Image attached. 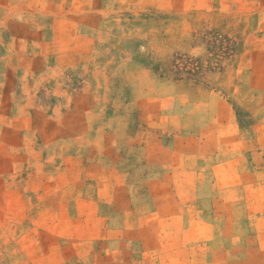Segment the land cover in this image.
I'll list each match as a JSON object with an SVG mask.
<instances>
[{"label":"rangeland","instance_id":"374dc122","mask_svg":"<svg viewBox=\"0 0 264 264\" xmlns=\"http://www.w3.org/2000/svg\"><path fill=\"white\" fill-rule=\"evenodd\" d=\"M0 264H264V0H0Z\"/></svg>","mask_w":264,"mask_h":264}]
</instances>
